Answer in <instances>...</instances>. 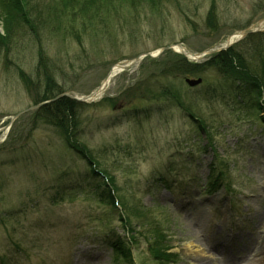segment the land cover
<instances>
[{
  "label": "rangeland",
  "instance_id": "obj_1",
  "mask_svg": "<svg viewBox=\"0 0 264 264\" xmlns=\"http://www.w3.org/2000/svg\"><path fill=\"white\" fill-rule=\"evenodd\" d=\"M262 19L264 0H0V264H264V54L185 71ZM40 49L74 98L128 67L75 130L48 126ZM91 154L132 212L100 201ZM218 157L231 190L209 194Z\"/></svg>",
  "mask_w": 264,
  "mask_h": 264
},
{
  "label": "trees",
  "instance_id": "obj_2",
  "mask_svg": "<svg viewBox=\"0 0 264 264\" xmlns=\"http://www.w3.org/2000/svg\"><path fill=\"white\" fill-rule=\"evenodd\" d=\"M32 28L34 29V27ZM242 43L248 44L250 48L248 47L246 48V50L242 49L241 48ZM39 52H40V61H39L40 64L38 65L37 69L45 70V78L47 79L48 84H47L46 89L42 91V94H43V95L41 94L42 98L35 99L36 100L35 103L36 105H38L39 103H42L45 101H50V102L41 106L39 109H37L36 116L40 119H43L45 124H47L48 126L61 127L64 129L67 126H69L72 128L74 127V130H75V128L78 127L77 125L78 121L76 122L78 118V109L83 105V103L75 100L74 98L68 95H64V93H66L65 89H62L58 87L57 84H55L54 82L55 78L53 74L49 72L51 71L49 69L50 61H48L45 52H43L42 49H40ZM263 54H264V33L250 34L245 39H243L240 43H237L233 45L232 47H230L229 49L220 51L217 54L213 55L210 61L203 63V65L201 66L195 65L193 68L188 66L189 68L185 67L186 68L185 71L187 74L195 75V74L204 72L208 68V69L215 70L224 79H231L232 78L231 76L233 75L232 73L235 69L236 62H245V61L247 62L249 60L247 55L251 57L253 56L255 58L256 55L263 56ZM180 58L182 59L180 63L186 65L184 63L186 59L183 57H180ZM200 67H202V69H200ZM236 88H238L239 91L247 90L249 92L250 91L252 92V90L254 89V87L251 89H248L250 87H246V86L242 88V86H239V83L236 85ZM151 91H154V90L150 89V93ZM245 94L247 95V93ZM163 95L167 96L165 94ZM167 97H171V96H167ZM172 97L178 98L175 94L172 95ZM92 154L90 155L91 161H96L99 167H103L104 169L105 166H103L102 161L95 155L92 156ZM109 177H110L111 183L114 185V187L117 188L115 184L114 176L109 175ZM117 191H118V196L120 198V203L122 207L125 210H127L128 205L126 201L124 200L123 195L119 193L120 189L117 188ZM101 201L102 202L108 201L110 202L111 205H113V198L111 197V194L109 192L107 193L106 198L101 196ZM128 210L129 212H132V208L129 207ZM149 240L151 242V239ZM156 245H153L152 247H156Z\"/></svg>",
  "mask_w": 264,
  "mask_h": 264
},
{
  "label": "water",
  "instance_id": "obj_3",
  "mask_svg": "<svg viewBox=\"0 0 264 264\" xmlns=\"http://www.w3.org/2000/svg\"><path fill=\"white\" fill-rule=\"evenodd\" d=\"M264 21V20H263ZM263 21H260V22H263ZM259 22V23H260ZM259 23H258V25H259ZM261 29H259L258 27H254V26H251V27H249V28H247L246 30H243V31H240V33H239V35H240V37L238 38L239 40L240 39H242V38H244L245 36H247V35H249L250 33H253V32H256V31H260ZM234 36H236V34H233V35H230V36H228L227 37V39L225 40V45L224 46H222L221 48H219V50H223V49H225V48H227V47H229V46H231L234 42H237V38H234ZM180 46V45H179ZM167 48H170V46H168ZM163 49H165V48H163ZM162 49V50H163ZM218 50V51H219ZM217 52V50L215 51V50H209V51H207L206 53H204V54H202V55H195V54H191V56H192V58H194V59H197V60H200V59H202L204 56H206V54L208 53V54H214V53H216ZM182 54H184V55H186L184 52H181ZM146 56V54H141V55H139V56H137L134 60H133V62L132 63H137L141 58H142V56ZM147 55H152V54H150V53H148ZM128 67V65H123V69H125V68H127ZM110 77V75H108L106 78H105V80L104 81H107L108 80V78ZM200 80H190V79H187V82L190 84V85H195V84H197L198 82H199ZM104 83V82H103ZM103 83L101 84V86H99L97 89H99L100 87H102L103 86ZM96 89V90H97ZM95 90V91H96ZM95 91H93L91 94H89L88 96H83L82 98H75V99H77V100H80V101H90V100H92L93 98V95H94V93H95ZM66 95H68V96H70V97H72V98H74L73 96H71V95H69V94H66Z\"/></svg>",
  "mask_w": 264,
  "mask_h": 264
},
{
  "label": "bare ground",
  "instance_id": "obj_4",
  "mask_svg": "<svg viewBox=\"0 0 264 264\" xmlns=\"http://www.w3.org/2000/svg\"><path fill=\"white\" fill-rule=\"evenodd\" d=\"M257 27L259 29H264V21L263 22H260ZM239 33L240 32L235 33L236 36H234V38H239L240 37ZM176 49L179 50V51H184L188 55L190 54L189 50L186 47H182V48L177 47ZM112 69H113L112 72H111V75L112 76L108 79V81H106L104 83V85L102 87H100L99 89H97L95 91V93H94V95L92 97L93 99L100 98V97H102L107 92V90H108V88L110 87V84H111L110 81L112 80V78L114 77V75L120 71V66L119 65L118 66H114ZM221 250L224 251V247L221 248Z\"/></svg>",
  "mask_w": 264,
  "mask_h": 264
}]
</instances>
